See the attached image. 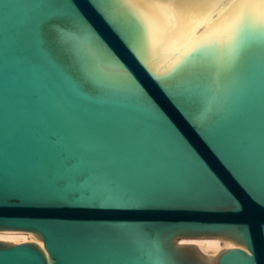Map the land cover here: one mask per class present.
Returning <instances> with one entry per match:
<instances>
[{
    "label": "water",
    "instance_id": "obj_1",
    "mask_svg": "<svg viewBox=\"0 0 264 264\" xmlns=\"http://www.w3.org/2000/svg\"><path fill=\"white\" fill-rule=\"evenodd\" d=\"M127 7L0 0V231L43 243L0 240V264H264V54L229 69L230 0L191 6L175 37L172 3L137 0L152 39ZM50 16L65 39L46 58L32 37Z\"/></svg>",
    "mask_w": 264,
    "mask_h": 264
},
{
    "label": "snow or ice",
    "instance_id": "obj_2",
    "mask_svg": "<svg viewBox=\"0 0 264 264\" xmlns=\"http://www.w3.org/2000/svg\"><path fill=\"white\" fill-rule=\"evenodd\" d=\"M97 5H102L105 0H96ZM122 5L128 6L126 11L131 15L137 23L140 25L142 32L149 39L154 38L157 33L153 26L152 20L142 13L139 9L132 8L131 6L137 2V0H119ZM143 3H160L163 0H140ZM174 5L175 18L178 22V27L175 32L171 33V37L178 35L180 29L185 26L188 9L197 4L218 2V0H167ZM230 2L238 9V15H236L229 26L224 32L225 41H230L234 34H239V41L232 50V58L229 62V69L233 68L236 62L245 53L246 49L255 45L258 48V56L264 54V0H230ZM258 6V8L256 7ZM248 19L254 22L253 28L240 29V22ZM162 24L161 21H158ZM76 23L81 34L91 35L90 30L84 24L82 20L77 18ZM55 43L64 42V33L60 24L53 18L48 17L44 19L39 25L38 29L34 32L32 39L35 41L41 53L47 58L45 51V45L49 42V37ZM211 39H218L214 34H211ZM209 40L207 38L201 39L189 52L185 53V64H191L199 58L207 57L210 52L208 49ZM81 78L85 86L93 82L92 75L89 70L82 65L80 68ZM140 206H146L141 204ZM237 232H241V229H237ZM183 243V242H182ZM247 251V249H245Z\"/></svg>",
    "mask_w": 264,
    "mask_h": 264
},
{
    "label": "bare ground",
    "instance_id": "obj_3",
    "mask_svg": "<svg viewBox=\"0 0 264 264\" xmlns=\"http://www.w3.org/2000/svg\"><path fill=\"white\" fill-rule=\"evenodd\" d=\"M0 240H7L14 243L37 241L43 245V243L37 240L33 234L20 231H0ZM182 242L183 244L197 245L204 253L211 257L217 255L222 248L235 246V243L232 241L225 240L220 237H187L180 241V243Z\"/></svg>",
    "mask_w": 264,
    "mask_h": 264
}]
</instances>
